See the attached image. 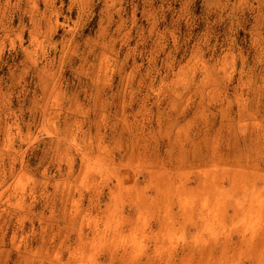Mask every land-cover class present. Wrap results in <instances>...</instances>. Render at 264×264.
Segmentation results:
<instances>
[{
	"label": "rangeland",
	"instance_id": "rangeland-1",
	"mask_svg": "<svg viewBox=\"0 0 264 264\" xmlns=\"http://www.w3.org/2000/svg\"><path fill=\"white\" fill-rule=\"evenodd\" d=\"M0 264H264V0H0Z\"/></svg>",
	"mask_w": 264,
	"mask_h": 264
}]
</instances>
